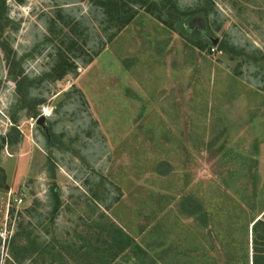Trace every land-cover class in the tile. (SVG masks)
I'll use <instances>...</instances> for the list:
<instances>
[{
    "label": "rangeland",
    "instance_id": "rangeland-1",
    "mask_svg": "<svg viewBox=\"0 0 264 264\" xmlns=\"http://www.w3.org/2000/svg\"><path fill=\"white\" fill-rule=\"evenodd\" d=\"M129 4L5 0L0 264L264 256V0Z\"/></svg>",
    "mask_w": 264,
    "mask_h": 264
},
{
    "label": "trees",
    "instance_id": "trees-1",
    "mask_svg": "<svg viewBox=\"0 0 264 264\" xmlns=\"http://www.w3.org/2000/svg\"><path fill=\"white\" fill-rule=\"evenodd\" d=\"M131 0H97V2L102 6V7H105L107 8L106 10V14H107V21H110V22H116L118 27H122L123 25H125L126 23H128L131 18L133 17V12L131 11V8H129L128 6L130 5ZM169 5L171 8L174 9V11L178 12V10L175 8L174 4H170L169 2ZM5 0H0V32L2 31L3 29V25L1 24V19L4 15V9L6 8L5 7ZM169 7V8H170ZM149 11H152V9L149 8ZM194 12V11H192ZM191 11H187V12H181V14L183 15H191L192 13ZM199 47L203 48V43L201 42H195ZM71 44H69L68 46L72 49V45L70 46ZM222 49V48H220ZM74 64L72 62H70L69 59L67 58H63V56L61 57V60L59 61V63L57 64L56 68H55V71H57V75L59 77H61L62 75H64L65 73H69L71 72L73 69H74ZM55 187L53 188V198L55 200V206H54V210H53V213L56 214L59 210V205H60V199H59V195L58 193L54 190ZM264 217V213L262 215ZM259 224H262V229L263 230L260 234H258L256 236V238L258 240L261 241V244L264 245V222L263 220H257L253 226V230L256 232L257 230V226ZM115 228V227H113ZM116 229L122 233V230L118 227H116ZM123 235V234H122ZM18 236V234H16L14 237L13 235L11 236V247L14 248H18L20 246H18V244H16V237ZM127 237V235H126ZM105 245L107 247H112V243H108V241L105 242ZM27 246H24L23 248L26 249ZM22 248V249H23ZM23 249V250H24ZM262 253L264 254V250H261ZM16 253V252H15ZM260 258L262 259V261H260ZM258 258L259 260L253 262V264H264V256L263 257H260ZM10 259L13 260L14 262H16L18 260V256H12L10 255ZM9 262V261H8Z\"/></svg>",
    "mask_w": 264,
    "mask_h": 264
},
{
    "label": "water",
    "instance_id": "water-1",
    "mask_svg": "<svg viewBox=\"0 0 264 264\" xmlns=\"http://www.w3.org/2000/svg\"><path fill=\"white\" fill-rule=\"evenodd\" d=\"M212 40V43L215 45L216 43H217V39H211ZM43 121V118L42 117H40L39 119H38V123H41Z\"/></svg>",
    "mask_w": 264,
    "mask_h": 264
},
{
    "label": "built area",
    "instance_id": "built-area-1",
    "mask_svg": "<svg viewBox=\"0 0 264 264\" xmlns=\"http://www.w3.org/2000/svg\"><path fill=\"white\" fill-rule=\"evenodd\" d=\"M2 236V235H1ZM5 237V236H4Z\"/></svg>",
    "mask_w": 264,
    "mask_h": 264
}]
</instances>
